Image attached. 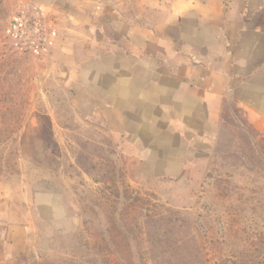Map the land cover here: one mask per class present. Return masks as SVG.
Wrapping results in <instances>:
<instances>
[{
    "label": "rangeland",
    "instance_id": "1",
    "mask_svg": "<svg viewBox=\"0 0 264 264\" xmlns=\"http://www.w3.org/2000/svg\"><path fill=\"white\" fill-rule=\"evenodd\" d=\"M42 33L0 14V264H264V129L73 106Z\"/></svg>",
    "mask_w": 264,
    "mask_h": 264
},
{
    "label": "crops",
    "instance_id": "2",
    "mask_svg": "<svg viewBox=\"0 0 264 264\" xmlns=\"http://www.w3.org/2000/svg\"><path fill=\"white\" fill-rule=\"evenodd\" d=\"M0 14L51 31L44 80L67 78L73 106L175 127L231 103L264 129V0H0Z\"/></svg>",
    "mask_w": 264,
    "mask_h": 264
},
{
    "label": "built area",
    "instance_id": "3",
    "mask_svg": "<svg viewBox=\"0 0 264 264\" xmlns=\"http://www.w3.org/2000/svg\"><path fill=\"white\" fill-rule=\"evenodd\" d=\"M16 30V36L21 46L28 47L32 46L36 39L39 37L41 46H45L47 39L43 37L42 24L38 20L29 17H22L18 19L13 26Z\"/></svg>",
    "mask_w": 264,
    "mask_h": 264
}]
</instances>
